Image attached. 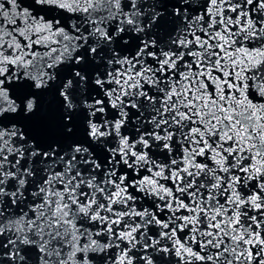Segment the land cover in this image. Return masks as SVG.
I'll return each mask as SVG.
<instances>
[{
    "label": "snow or ice",
    "instance_id": "6c2138e0",
    "mask_svg": "<svg viewBox=\"0 0 264 264\" xmlns=\"http://www.w3.org/2000/svg\"><path fill=\"white\" fill-rule=\"evenodd\" d=\"M0 264H264V0H0Z\"/></svg>",
    "mask_w": 264,
    "mask_h": 264
}]
</instances>
